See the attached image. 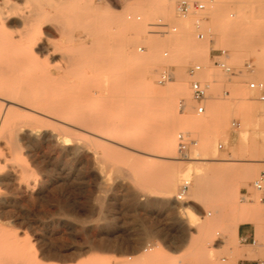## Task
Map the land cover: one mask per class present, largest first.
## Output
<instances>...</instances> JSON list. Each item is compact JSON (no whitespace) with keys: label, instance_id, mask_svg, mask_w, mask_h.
<instances>
[{"label":"bare ground","instance_id":"obj_1","mask_svg":"<svg viewBox=\"0 0 264 264\" xmlns=\"http://www.w3.org/2000/svg\"><path fill=\"white\" fill-rule=\"evenodd\" d=\"M173 1L134 0L132 5L146 15L150 14V10L159 8L172 12ZM227 2L230 3L229 0ZM42 4L41 0H0V264H54L45 259L41 249L30 240L26 232L20 233L11 210H7L9 204L6 190L31 195L39 180L38 175L43 179V169L38 165L41 162L40 153L32 146L35 141L40 146L51 142L55 149H60L84 140L94 147L99 145L102 153H98L97 157L104 160L123 159L130 150L134 157L128 167L118 162L99 163L98 167L104 172V177L109 169L115 168L118 174L130 179L141 189H153L163 197L176 193L177 198L183 191V184L187 182L183 194L204 198V204L213 207L215 215L210 218L199 216L188 205L184 206L182 214L188 220L200 218L201 237L212 240V227L219 221L221 204L210 201L208 193L211 189L222 188L217 183L218 179L228 176L250 178L254 175L256 167L250 162L257 159H244L247 162L240 163L241 159L233 157L234 153L250 147L254 155L264 154V139L259 141L250 138L249 122L246 121L238 131L237 143L230 145L231 154L217 158V150L212 148L210 157L203 155L214 144L216 135L226 132V110L230 108L235 112H244L240 110V104L229 106L227 103L219 109L213 101L208 104L201 118L192 120V99L184 73L175 71L166 84L158 85L157 88L152 85L146 74L151 71L156 59L149 51L138 53L145 51L138 50L140 45L136 47L138 52L130 51L132 38L120 13L121 7L101 0H70L72 31L69 35L70 52L66 53L59 45H50L47 28L51 17L48 18L45 11L41 10ZM205 7L207 9L206 3ZM56 15L57 18L61 17ZM228 16L233 18L234 13L229 12ZM55 17L53 20H57ZM53 28L60 32L65 30L58 23ZM246 29L248 27L239 22L225 30L228 45L236 56L241 49L250 48L256 41L257 35H247ZM260 42H264V36ZM208 53L209 49L206 48L203 55L207 56ZM227 56L219 57L225 60ZM67 71L75 79L80 74L88 78V86L85 87H88L92 96L96 94L99 100L98 111L77 112L76 101L70 96L75 95L74 89L79 85L73 89L72 84L66 81ZM180 97L183 98L178 102ZM244 99H248V96ZM193 125L202 128L201 137L205 135L200 146L193 152L202 156L191 157L192 169H180L178 158L181 157L174 155L177 152V135L180 132L188 133ZM83 126L87 127L84 134L80 132ZM225 139L229 145L228 134ZM187 158L190 159V156ZM193 176L195 180L191 183ZM258 208L255 203L240 206L237 219L230 224L235 238H238L239 223H257ZM255 225L260 226L258 223ZM232 253L236 257L244 255L236 248ZM135 254L133 264H179L184 259L176 258L178 254H175L171 261L166 259L164 262L166 255L160 244ZM225 264H236V258Z\"/></svg>","mask_w":264,"mask_h":264},{"label":"rangeland","instance_id":"obj_2","mask_svg":"<svg viewBox=\"0 0 264 264\" xmlns=\"http://www.w3.org/2000/svg\"><path fill=\"white\" fill-rule=\"evenodd\" d=\"M41 1L43 3L41 10L45 11L48 18L51 17L49 18L51 23L47 28L50 45L57 44L64 52H70L69 45L71 41L69 35L72 31L70 0ZM112 1L101 0V2L110 5H113ZM133 1L126 0L120 6L122 8L120 13L132 38L130 51L133 53L138 52L136 47L144 45L145 51L138 53L144 54L149 51L154 60L156 59L153 68L146 74V78L152 82L155 88L159 87L155 83L158 67L166 65L165 63L176 64L174 73L175 71L184 73L190 88V99H192V78L187 73V67L193 62L200 61L205 68L200 77L208 78L212 72H216L219 83H224L229 91L227 96H222V85H213L209 90L212 97L208 104L214 101L220 109L224 104L229 103L230 106L236 103L240 104V110L244 111L240 113L232 111L230 108L226 110V127H228L226 132H219L213 141L214 144H211V148L203 155L210 157V154L213 153L212 148L217 150V158L227 157L228 154H231L230 145L237 143L238 131L246 121L249 122L250 138L263 140L264 100L260 99V95L263 93L250 90L249 83L253 81L264 83V42H260L262 36H264V0H229L230 3L227 2L228 0H201L207 6L204 13L208 16V22L213 31L211 40H198L193 30L187 26L188 23L175 15L174 9L177 0L173 1L172 12L159 8L150 10L148 12L150 14L146 15H143L139 8L132 5ZM131 12L140 13L142 20L127 21L126 15ZM229 12L234 13L233 18H229ZM56 14L61 17H55ZM53 15L57 20H61L59 22L56 19L53 20ZM157 16L171 18L173 22L180 26L178 34L163 37L149 33L148 22L155 20ZM239 22H242L246 28L248 27L245 30L246 34L248 32L247 35L255 34L257 38L250 48L241 49L240 54L236 56L228 45V34L225 30L230 29L231 26H235ZM57 23L65 28L64 32L56 31L53 28ZM179 48L180 50H178ZM206 48L209 49V53L204 56L203 51ZM212 48L226 50L228 56L225 61L233 68L234 74L222 73L212 66L210 60L212 55H218L217 52H211ZM166 49L170 52L169 63L167 62L168 58L162 56V52ZM151 50L154 51L151 52ZM188 53L191 55L189 56ZM188 57H190V60H188ZM176 59L177 61H175ZM63 63L66 65L67 61L64 59ZM80 75L77 76L78 79H75L76 77L71 72L67 71L66 73V81L72 84L73 89L79 85L77 86L78 89H74L77 94L75 93L70 98L75 99L77 112L79 113L86 110L98 111L99 100L96 94L91 95L87 87L88 78H85L82 74ZM85 85L87 86L85 87ZM86 90L88 92H85ZM81 92L83 94L85 92V94L83 95ZM99 92L101 93V91ZM245 96H248V99L245 100ZM182 98L180 97L178 102ZM191 103L192 120L195 121L206 112L200 116L196 115L194 113L195 103L193 100H191ZM246 103H248V106ZM177 111L179 112V108H177ZM233 121H237V124L233 125ZM83 127V130L80 131L82 134L87 129L86 126ZM191 128L185 134L197 139L200 146L205 136L203 134V137H201L202 128L198 125H193ZM226 134H228L229 145L226 143ZM218 143H223L222 149L217 148ZM35 144L37 145L35 146ZM51 144L49 142L44 146H40L37 141L32 144L33 149L40 153L41 162L38 165L43 169L44 174L43 179L38 175L39 180L34 192L25 196L19 192L6 190L5 195L9 204L7 210H11V215L20 233L26 232L30 240L41 249L45 259L52 263L133 264L136 252L140 251L141 253L143 249L155 247L159 244L165 251L166 258L164 262L166 259L171 261V257L175 254H178L176 258L183 257L185 259L179 264H225L233 258H236L237 264L240 259L245 257L264 258V200L261 199L264 196V191H259L253 186V182L264 171V161H258L264 160V154L254 155L250 147L234 153L233 157L241 159L240 163H246L247 161L244 159H257V161L250 162L256 167L254 175L250 178L228 176L218 179L217 183L222 188L211 189L208 193L207 197L210 201L221 204L219 221L213 224L212 227L214 240H209L201 237L202 220L200 218L188 220L185 214H182L184 213V206L188 205L199 216L213 217L215 215L214 209L204 204V198L195 195L188 196L187 194H183V198H179V196L177 198L176 193L163 197L153 189L139 188L130 179L118 174V170L115 168L106 172V176L109 178L104 177V172L98 167L99 163L104 161L118 162L123 164L124 167H128L134 157L130 150L123 159L109 158L104 160L97 157L98 153H102L99 145L94 147L84 140L76 141V143L63 146L60 149H55ZM196 147L192 146L190 148L188 154L190 159L187 157H181L182 160L178 158L180 169H192L193 159L191 157L202 156L193 153L197 150ZM174 155L177 157V152ZM61 164H64V166ZM192 180H195L194 176L190 181L191 183H193ZM228 199H232V201ZM251 203L259 206L256 214L258 216L257 223L260 226L257 227L255 221H248L252 222L256 228V243L254 245H244L239 238H235V233L230 229V224L237 219L241 210L240 206ZM235 248L245 252L246 255L236 257L232 253ZM255 251L260 253H254ZM128 256H132V258L129 259Z\"/></svg>","mask_w":264,"mask_h":264},{"label":"built area","instance_id":"obj_3","mask_svg":"<svg viewBox=\"0 0 264 264\" xmlns=\"http://www.w3.org/2000/svg\"><path fill=\"white\" fill-rule=\"evenodd\" d=\"M126 0H113L112 4L114 6H121L124 4ZM206 9L205 3L200 0H177L175 5V13L178 18L183 21H186L187 26L190 27L194 31V35L198 40L209 39L213 37V31L211 30V26L208 22V16L204 13ZM126 19L130 22L141 21L142 15L137 12H131L126 15ZM149 33H153L159 36H175L178 34L180 26L172 21L171 18H163L157 17L155 20L148 22ZM138 50H145L144 45L138 46ZM211 52H217L218 55H212L211 62L212 66L225 74H234L233 68L219 56L227 55L225 49L221 48H212ZM210 52V53H211ZM170 55L169 50H164L162 52V56L168 58ZM175 69L174 64H166L162 65L157 70L156 76V84L164 85L169 82L173 77V72ZM204 65L200 62H196L190 64L187 67V73L192 78L191 80V90H192V100L194 101V113L196 115H202L207 110V105L212 97L209 93L211 87L215 84H220L216 77V72H212L210 77L202 78L200 75L204 71ZM222 96L228 95V89L226 88L224 83H221ZM249 89L252 91L262 92L260 95V99L264 100V83L253 81L249 83ZM233 125L237 124V121L232 122ZM199 145V142L195 138H191L183 132L178 133L177 135V153L180 157H187L189 154V150L192 146L196 147ZM218 149L223 148V143H218ZM187 182L183 184L182 190L186 186ZM254 188L259 191H264V171L260 173L258 179L253 182ZM183 191L179 195V198L183 196ZM264 200V196L261 198ZM256 241L253 240V244ZM256 264H264V260H257Z\"/></svg>","mask_w":264,"mask_h":264},{"label":"crops","instance_id":"obj_4","mask_svg":"<svg viewBox=\"0 0 264 264\" xmlns=\"http://www.w3.org/2000/svg\"><path fill=\"white\" fill-rule=\"evenodd\" d=\"M255 234H256V228L252 222H242L238 224L237 235H238L239 240L244 245H254L253 240H255ZM243 253L244 255H246L245 252ZM254 253H260V252L255 251ZM257 260H264V258H261V257L246 258L245 257L243 259H240L237 264H256Z\"/></svg>","mask_w":264,"mask_h":264}]
</instances>
